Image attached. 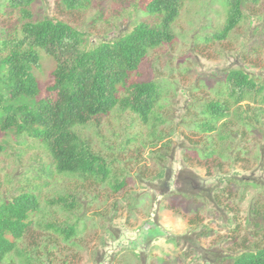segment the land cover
<instances>
[{"label": "rangeland", "instance_id": "rangeland-1", "mask_svg": "<svg viewBox=\"0 0 264 264\" xmlns=\"http://www.w3.org/2000/svg\"><path fill=\"white\" fill-rule=\"evenodd\" d=\"M227 0H185L174 39L149 52L131 82L155 83L160 98L148 123L115 109L74 132L111 171L106 182L57 173L44 146L16 131L0 133V205L22 194L40 201L19 242L22 255L2 264H232L223 259L264 243V92L235 107L213 134L196 130L206 104L224 97L229 73L264 89V0L223 37ZM150 0H37L36 21L77 29L88 49L160 23ZM20 15L0 0V41L20 36ZM35 71L41 98H54L55 62L42 53ZM0 56V93L6 92ZM16 106L34 107L21 99ZM74 200V211L55 205ZM54 226H75L67 239Z\"/></svg>", "mask_w": 264, "mask_h": 264}, {"label": "trees", "instance_id": "trees-1", "mask_svg": "<svg viewBox=\"0 0 264 264\" xmlns=\"http://www.w3.org/2000/svg\"><path fill=\"white\" fill-rule=\"evenodd\" d=\"M37 0H7L20 15V36L6 35L0 41V56L5 66L6 92L0 93V133L16 131L41 143L58 174L106 182L111 171L93 153L90 143L74 132L115 109L136 115L144 123L154 115L160 98L155 83L133 84V75L151 52L173 41L172 27L180 16L185 0H150L147 13L161 21L151 26L139 23L119 38L88 49L82 34L64 22L36 21L32 6ZM261 0H227L223 37L232 33L244 19L243 6ZM90 0H65L69 8L83 9ZM42 53L53 59L54 98H41L35 71L42 65ZM224 99L206 104L195 122L204 134L217 131L220 122L242 103L255 101L264 89L242 71L228 74L223 83ZM21 99L34 101V107L16 106ZM262 103H264V98ZM66 211L76 203L67 197L52 202ZM40 201L22 194L0 205V264L9 257L22 255L18 244L32 226L31 216L40 211ZM54 231L73 239L75 226H54ZM232 264H264V243L255 250L226 256Z\"/></svg>", "mask_w": 264, "mask_h": 264}]
</instances>
